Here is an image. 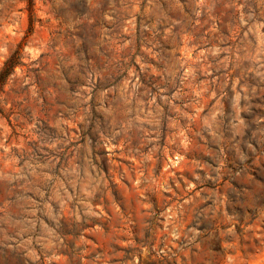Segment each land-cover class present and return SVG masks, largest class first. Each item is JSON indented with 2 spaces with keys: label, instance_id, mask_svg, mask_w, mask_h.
Returning <instances> with one entry per match:
<instances>
[{
  "label": "rangeland",
  "instance_id": "rangeland-1",
  "mask_svg": "<svg viewBox=\"0 0 264 264\" xmlns=\"http://www.w3.org/2000/svg\"><path fill=\"white\" fill-rule=\"evenodd\" d=\"M0 264H264V0H0Z\"/></svg>",
  "mask_w": 264,
  "mask_h": 264
}]
</instances>
